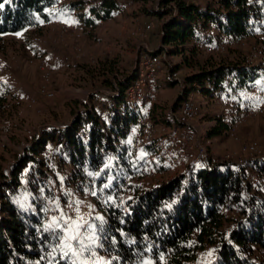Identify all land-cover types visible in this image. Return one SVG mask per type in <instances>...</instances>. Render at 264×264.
Segmentation results:
<instances>
[{
	"label": "trees",
	"instance_id": "trees-1",
	"mask_svg": "<svg viewBox=\"0 0 264 264\" xmlns=\"http://www.w3.org/2000/svg\"><path fill=\"white\" fill-rule=\"evenodd\" d=\"M56 2L0 0V36L49 22L48 11ZM96 4L78 0L65 7L75 15L82 13L83 24L96 30L121 9L117 0H98ZM170 4L176 5L177 16L163 21L164 46L171 47L169 53L184 56L181 65L196 61L200 68L185 78L170 118L164 120L177 128L182 104L196 93L212 103L264 85V56L259 64L239 50L210 55L204 64L196 57L200 41L215 44L228 35L245 39L262 35L264 49V0H204L201 4L161 0L159 9ZM170 14L167 10L158 15L163 20ZM118 67L119 61L113 60L103 62L97 71L103 78L102 88L114 93L106 97L109 103L97 92L95 102L75 112L71 124L44 130L13 164L10 180L7 177L9 190L0 192V264H80L74 248L48 218V201L55 198L50 181L59 175L74 192L89 196L96 204L100 216L93 221L94 232L107 264H196L199 255L211 247L215 258L210 264H255L252 259L257 251L264 253V160L247 168L255 174L257 185L246 182V168L239 170L222 162L212 171H192L187 177L174 176L152 188H141L136 183L142 181L150 163L126 147L131 127L144 115L126 96L137 69L121 75ZM0 99L3 102L5 96ZM214 120L208 139L228 137L231 120L223 114ZM158 143L153 139L144 152L159 155ZM51 144L55 151L46 160L44 153ZM69 165L72 170L66 175ZM157 166L153 162L155 176L170 170L161 163ZM248 191L253 192L251 198ZM227 208L238 212L229 235L225 230L230 221Z\"/></svg>",
	"mask_w": 264,
	"mask_h": 264
},
{
	"label": "rangeland",
	"instance_id": "rangeland-1",
	"mask_svg": "<svg viewBox=\"0 0 264 264\" xmlns=\"http://www.w3.org/2000/svg\"><path fill=\"white\" fill-rule=\"evenodd\" d=\"M74 1L78 0H69L58 8L50 9V21L41 23L37 28L0 36V95L5 96L4 101L0 102V192H7L3 191V188L9 169H12L18 156L34 138L48 128H64L71 124L76 116L73 114L85 110L89 103L95 102L93 99L97 92L105 95L102 99L104 103H109L106 97L113 94V91L102 88L103 78L97 72L103 62L118 60V68L123 75L131 73L137 67L140 56L151 51L158 52L163 57L166 54L174 68L181 66L180 70L171 72L178 71V76L183 82L187 76L197 73L200 69L196 61L191 62V65L182 66L184 56L179 53L167 55V50L171 47L164 46L161 28L163 21L169 20L171 14L166 15L163 20L160 19L159 13H167V9H159L161 0H117L121 6L120 12L113 19L104 21L107 26L99 25L96 30L83 24L82 17L79 16L82 13L74 14L73 18L69 17L70 11L65 5ZM83 1L97 6L98 0ZM60 21L67 26V32L58 25ZM148 25H152L150 30L146 29ZM261 38L262 35H258L256 38L246 39L247 47H233L229 54L239 50L248 55L245 49L262 46ZM196 54L201 64L211 58L202 50H198ZM39 61H46L53 68L51 89L55 93L54 98L39 94L42 81V67ZM254 62L259 64L260 60ZM169 71L170 66L167 64L165 70L159 74V97L155 105H148L149 111L141 116L146 123L141 135L134 139L135 154L146 158L150 168L153 162L157 163V167H160V163L167 167L168 162L164 161L166 153L162 151L163 154L158 146L159 155L156 152L148 156L143 148L153 139L159 141L166 138L161 124L165 122L169 109L176 103L183 88V82L174 86L170 84ZM192 98L200 111L208 114L200 120V124L206 123L209 126L214 122L215 114L209 115V108L222 114L223 108L219 101L211 103L199 93L194 94ZM99 103L103 107V104ZM239 136L238 140L223 136L219 144L208 141L206 143L211 153L218 157L237 152L241 145L254 140L262 146L264 152V118L257 117L248 121L240 128ZM51 150L54 152L55 147ZM262 160L264 157L255 162ZM172 168V173L170 170L163 171V174L158 172L153 180L143 177L142 181H137L136 184L147 189L172 178V174L179 176L180 169ZM185 170L187 176L193 171L191 167ZM250 170L251 168L246 170L245 180L257 185V178ZM50 182L55 195L52 201H48V218L52 225L62 232L65 241L74 248L80 264H107L108 258L99 252L101 240L94 232L93 221L100 216L94 201L87 195L74 192L63 181L62 175ZM247 195L251 198L253 192L248 191ZM237 219L238 216L230 215V221L225 227L228 235L235 229ZM214 258L215 248L211 247L199 255L196 264H210ZM252 261L255 264H264L263 251L258 250Z\"/></svg>",
	"mask_w": 264,
	"mask_h": 264
},
{
	"label": "built area",
	"instance_id": "built-area-1",
	"mask_svg": "<svg viewBox=\"0 0 264 264\" xmlns=\"http://www.w3.org/2000/svg\"><path fill=\"white\" fill-rule=\"evenodd\" d=\"M67 1L69 0H57L54 8L64 5ZM191 1L196 4H201L204 0ZM167 10H170L171 15L177 16V7L175 4H170L167 7ZM72 16H74L73 13ZM61 21L58 25L62 27L64 32H67V26ZM151 28L152 25L146 27L148 30ZM196 46L207 55H221L225 54L233 47H247L245 38L233 35L225 36L221 41L215 44L200 41ZM245 50L248 51V56L253 61L261 60L264 56V49L262 46L246 48ZM168 53L167 50V55ZM39 63L42 67V81L39 88V94L47 98H54L55 93L51 89L54 74L53 68L46 61H39ZM167 64L170 66V71L168 73L169 80L171 82L182 83L183 81L178 76L179 72H171L176 70V67L174 68L173 64L168 61V56H166V54L163 57L161 54L157 55L148 51L140 57L136 68L137 78L126 92L128 102L137 106L139 109H144V112H148V105H155L154 103L159 97L157 90L158 76L165 70ZM183 83L182 87L184 86ZM248 93L249 98L242 96L227 98L226 96H222L218 100L223 108L222 114L231 120L229 136L234 140L239 139V130L248 121L257 117L264 118V87L259 84L254 85L248 90ZM108 114V111L104 109L103 116L107 117ZM200 120H202V113L199 107L194 103L193 98L185 101L176 117L179 126L168 132L167 135L169 143L176 150L175 155H172L167 159L169 166L179 169L185 168L188 170L191 167L193 171H212L217 168L220 163L226 162L232 164L237 169L242 170L243 168L247 169L250 167L257 159L264 157L262 146L256 140L241 145L237 152L226 153L220 157L215 156L211 153L206 141L207 133L209 129L216 125V121L208 126L207 124H200ZM145 123L146 121L140 117L131 127L130 137L126 142V147L128 149H134V139L141 135ZM59 128L63 129V127ZM54 147L55 145L51 144L50 148L44 153L46 160L51 159L53 154L51 148ZM66 169L67 173H70L72 166L69 165ZM10 171L11 170L9 169V180ZM154 177V170L146 168L144 178L151 180ZM8 179L5 180L6 184L8 183ZM6 184L3 191L9 190ZM244 184L246 185V182H244ZM27 186L28 184L26 183L23 185V188H27ZM1 208L2 201L0 198V218H2ZM226 212L233 217L238 215L236 210H229L227 208Z\"/></svg>",
	"mask_w": 264,
	"mask_h": 264
},
{
	"label": "crops",
	"instance_id": "crops-1",
	"mask_svg": "<svg viewBox=\"0 0 264 264\" xmlns=\"http://www.w3.org/2000/svg\"><path fill=\"white\" fill-rule=\"evenodd\" d=\"M66 14L68 13L67 11L65 12ZM68 15H69V17L70 18H73L74 16H72V13H68ZM99 25H104V26H107V22H101ZM240 96H242V97H246V98H249V93L247 94V91H242L241 92V94H240ZM220 108V110L219 111H221V107H219ZM210 109V112H209V115H214L215 114V117H216V115L217 116H220V114L219 113H217L216 111H214V109H211V108H209ZM142 110V109H141ZM170 110L171 109H169V111H168V114L166 115V119H168V118H170L169 117V114H170ZM142 112L144 113V109L142 110ZM201 113H202V118L203 117H205L206 115H208V114H205L204 112H202L201 111ZM213 120V119H212ZM211 120V121H212ZM213 121H215V120H213ZM206 123H204V125H205ZM161 126H162V129L164 130L163 132H164V134L166 135V138H163L162 140H159L158 142V144L160 145V150H161V152L163 151V152H165L166 153V156H165V154H164V158H165V162L167 163V161H166V158H168V157H170V156H172V155H175V153H176V150H175V148L169 143V141L167 140V135H168V132H170L171 130H173V129H175L176 127L175 126H169V125H167V124H164V123H162L161 124ZM225 137V136H224ZM222 140H223V136H220V137H216V138H213V139H207V141L209 142V143H216V142H218V144H219V142H222ZM163 157V156H162ZM164 162V163H165ZM167 168H170V171L169 172H174L173 171V168L172 167H170L168 164H167ZM186 170L185 169H183V168H180V170H179V173H180V175H186L187 173L185 172ZM174 176V174H172L170 177H173ZM187 176V175H186Z\"/></svg>",
	"mask_w": 264,
	"mask_h": 264
},
{
	"label": "water",
	"instance_id": "water-1",
	"mask_svg": "<svg viewBox=\"0 0 264 264\" xmlns=\"http://www.w3.org/2000/svg\"><path fill=\"white\" fill-rule=\"evenodd\" d=\"M152 53L156 54L157 52H152ZM136 64H138V62H137ZM136 68H137V67H136ZM136 68L134 69V71L136 70Z\"/></svg>",
	"mask_w": 264,
	"mask_h": 264
}]
</instances>
